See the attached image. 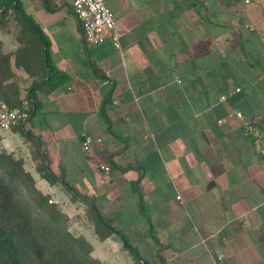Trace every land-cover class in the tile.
Masks as SVG:
<instances>
[{"label": "crops", "instance_id": "crops-1", "mask_svg": "<svg viewBox=\"0 0 264 264\" xmlns=\"http://www.w3.org/2000/svg\"><path fill=\"white\" fill-rule=\"evenodd\" d=\"M18 1L66 76L21 123L49 172L155 264H264V0H104L119 49L84 42L72 0ZM15 33L0 30L3 52ZM14 73L23 97L32 79ZM82 134L100 142L84 151ZM29 147L0 130V151L31 166ZM79 227L101 264H133L115 234Z\"/></svg>", "mask_w": 264, "mask_h": 264}, {"label": "trees", "instance_id": "trees-1", "mask_svg": "<svg viewBox=\"0 0 264 264\" xmlns=\"http://www.w3.org/2000/svg\"><path fill=\"white\" fill-rule=\"evenodd\" d=\"M9 29L16 30L17 45L11 52L0 49V103L22 114L13 127L30 143L31 168L27 169L22 156L0 151V264H101L91 255L86 237L70 231L68 212L39 189L36 175L50 185L60 183L71 202L85 204L84 218L99 240L115 234L133 264H147L94 203L49 172L39 143L23 131L21 123L41 109L36 92L51 94L66 81V76L52 66L46 37L18 0H0V30ZM15 68L32 79L23 97Z\"/></svg>", "mask_w": 264, "mask_h": 264}, {"label": "built area", "instance_id": "built-area-1", "mask_svg": "<svg viewBox=\"0 0 264 264\" xmlns=\"http://www.w3.org/2000/svg\"><path fill=\"white\" fill-rule=\"evenodd\" d=\"M72 13L80 24L84 42L87 45H99L105 41H111L112 45L119 49V41L114 30L112 14L105 5L104 0H72ZM22 114L17 109H8L0 103V130L11 129ZM236 118H241L239 113ZM247 129H251L245 124ZM81 147L84 151H89L94 143H99V139H93L89 135L82 134ZM264 154V150L261 151ZM100 168L109 172V167L102 165Z\"/></svg>", "mask_w": 264, "mask_h": 264}, {"label": "rangeland", "instance_id": "rangeland-1", "mask_svg": "<svg viewBox=\"0 0 264 264\" xmlns=\"http://www.w3.org/2000/svg\"><path fill=\"white\" fill-rule=\"evenodd\" d=\"M26 167H27V169H30L31 168V166L29 165L28 162L26 164ZM41 185H42V183L40 182V180H37V186L39 187V189L41 191H43L42 190L43 188H42ZM48 195H50V194H48ZM50 196H51V198H52L53 201L57 202L60 205V207L63 209V211H68V208L67 207H68L69 204L67 202L58 201L52 195H50ZM70 218H71V221H70V224H69V229H70V231H72V233H74V232L77 233L78 232V234H79V228H80L79 226H81V227L84 226V228H85L86 225L88 224L86 222V220L83 219V218L82 219H79V218H73L71 216H70ZM83 236H85V235H83ZM139 255L142 257V259L147 264H155V259H153V255L151 254V252H149V249L148 248L145 247V248L141 249V247H140Z\"/></svg>", "mask_w": 264, "mask_h": 264}]
</instances>
